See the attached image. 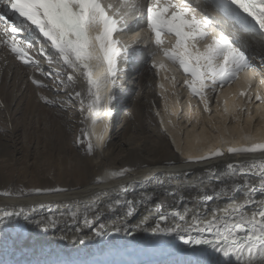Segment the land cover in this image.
Masks as SVG:
<instances>
[{"label":"snow or ice","instance_id":"1","mask_svg":"<svg viewBox=\"0 0 264 264\" xmlns=\"http://www.w3.org/2000/svg\"><path fill=\"white\" fill-rule=\"evenodd\" d=\"M142 14L147 29L154 37L155 46L164 58L178 65L186 77L184 84L190 93L203 102L209 111L207 92H215L234 83L242 72L255 67L254 52L249 51L239 38V33L249 34L258 42L261 51L260 65L264 66V0H0V47L24 65L39 69L42 57L52 66L62 61L70 69L66 81L56 71L57 92L78 79L86 81L88 98L85 116L84 94L67 91L69 99L58 101L42 96L47 105L68 111L66 104L72 98L79 100L84 124L78 143L85 145L89 156L103 153L104 141L111 116L112 89L117 86L120 62L126 65L132 52L130 45L116 38L125 31L129 15ZM227 25V26H226ZM164 35H173L175 45L163 48ZM38 46V47H37ZM35 52V56L31 53ZM160 52L151 57V67L167 71L163 62L157 63ZM41 75H45L41 71ZM46 75L52 76V72ZM167 79V76L163 77ZM38 87H47L32 77ZM174 83V78H173ZM160 87L163 89L164 85ZM247 96V92H241ZM257 101L264 102L260 95ZM251 98H249V102ZM225 111H227V102ZM159 115V113H157ZM163 124V120H161ZM100 131H97V128ZM167 131V129H165ZM94 138V139H93ZM179 151V149H177ZM233 156L259 153V160L250 163L230 162L223 170L207 167L200 173L190 171L152 172L143 181L129 179L133 168L106 169L94 181L102 190L87 199L73 198L64 202L4 205L0 207V233L11 229L15 239H22L28 226L45 233L60 225H75L79 234L90 229L95 237L115 233L135 234V231L153 236L171 237L182 256L176 264H264V139L249 146L229 147ZM216 150L208 154L189 156L188 165L211 162L222 157ZM174 168L175 165H166ZM147 170V169H146ZM110 181H121L117 187H107ZM126 181V182H125ZM137 184L152 185V192L141 191L137 201L134 193ZM168 192L175 200L166 209L163 204L151 205L156 189ZM190 188L194 197L184 195ZM69 188L35 189L25 193L11 191L0 193L9 199L20 200L26 196H67ZM194 206H185L186 203ZM137 204L155 212L150 222L130 223L137 213ZM123 209L122 222L109 229L104 223L94 224L96 216L105 211ZM83 219V227L80 219ZM65 237L61 236V239ZM86 235L73 237V242L84 244ZM0 264H4L0 261Z\"/></svg>","mask_w":264,"mask_h":264},{"label":"bare ground","instance_id":"2","mask_svg":"<svg viewBox=\"0 0 264 264\" xmlns=\"http://www.w3.org/2000/svg\"><path fill=\"white\" fill-rule=\"evenodd\" d=\"M145 24V17L140 19V16H128L125 31L117 34L116 38L119 39V36L123 35L128 40L141 36L144 42L141 48L148 50L149 57L150 55L152 57L154 52H160L157 63L163 62L167 71L158 75L157 70L151 67V62L143 64L145 54L140 56L137 54L138 61L133 64L132 71L128 74L123 73L121 80L118 76L117 86L112 89L114 98L110 104L111 116L104 151L97 152L95 157L89 156L85 151V145L78 143L81 128L91 127L90 121L80 123L83 117L79 111V100L73 97L71 103L66 104L68 111L65 112L58 106L45 104L41 99L44 96L67 101L69 99L67 91H80L86 101L84 115L87 116L86 81L78 79L69 84L67 89L61 87L57 92L56 85L59 81L54 78L56 71L61 72V78L65 81L67 74L71 73L70 69L62 66V61L50 66L46 59L37 57L41 59V64L39 69L34 70L0 47V193L7 191L18 193L21 189L25 193H30L35 189L55 187L73 190L67 196L31 195L20 200L0 195V207L41 202L55 204L73 198L87 199L92 193L102 190L93 184L97 178L104 175L106 169L133 168L135 171L130 174L129 179L139 182L149 175L148 170L200 173L207 167L223 170L230 162L250 163L253 158L259 160V153L233 156L227 151L230 146H249L264 139V102L255 99L256 95L264 99V66L260 67L254 63L260 61V55L257 54L261 51L259 43L253 38L251 40L249 34L240 32L241 42L250 52L255 49L253 53L255 67L242 72L234 83L224 88L218 87L220 95L213 101V107L212 101L208 99L209 97L212 100V94L210 95L208 91L207 99L211 109L205 111L203 102L193 96L186 86L185 94L181 91V87L177 85L179 82L177 71L181 74L183 72L178 65L174 67L163 57L161 49L153 48L156 47L154 37L152 38L153 35ZM162 39L166 41L163 48L170 49L175 45L173 35L171 37L164 35ZM31 54L36 55L35 52ZM122 65L124 62L120 63V70L124 67ZM135 69L137 73L134 72ZM41 71L45 75H41ZM49 72H52V76L46 75ZM119 73L120 71L118 75ZM183 75L184 79H190ZM164 76H167V79H164ZM32 77L41 80L47 87L33 84ZM122 80H124L122 84L127 85L129 90L117 93ZM161 84L164 85L163 89L160 87ZM132 90L133 97L130 96ZM241 92H247L248 95L241 96ZM122 105L125 106L123 111L119 109ZM250 105L251 109L247 111L244 123L239 126L236 117L244 106L248 108ZM211 111L215 114H210ZM229 116L232 119L229 118L227 121ZM251 117H255L256 130L245 132L251 129L249 124ZM211 118L216 120L213 122L214 126L218 123L216 125L218 131L216 134L213 133L214 135L209 128ZM228 123L230 125H227ZM97 131H100L99 127ZM211 135L214 137L211 138ZM216 150L223 151L224 155L202 164L186 163L190 155L197 157ZM166 165L175 167L170 169ZM120 183L121 181H110L107 187H117ZM152 190V185L144 184L141 188L137 184L136 193L133 195L139 201L141 191ZM184 195L194 197L196 193L186 188ZM149 203L157 206L163 204L167 209L175 200L168 192L157 188ZM185 206L192 207L194 202L191 205L186 203ZM120 211L123 214L122 208L105 211L92 222L97 225L104 223L111 230L113 226H118L122 222ZM154 217V209L150 213L137 204V213L130 218V223L134 227L144 218L151 222ZM79 223L83 227L82 218ZM29 227L30 234L27 235L25 231L22 239L9 236L7 231L0 233V261L4 264H45L70 258H88L109 248L137 244L153 236L151 233L137 230L135 234L110 231L108 235L95 237L87 227L78 234L75 225L63 224L48 233L35 226ZM77 235H86V242L84 244L73 242V237ZM61 236L65 238L61 239ZM51 242L53 247L49 249L48 245ZM180 259L181 255L154 264H176Z\"/></svg>","mask_w":264,"mask_h":264},{"label":"rangeland","instance_id":"3","mask_svg":"<svg viewBox=\"0 0 264 264\" xmlns=\"http://www.w3.org/2000/svg\"><path fill=\"white\" fill-rule=\"evenodd\" d=\"M143 16L142 14H137V15H135L136 17H139V16ZM130 16H133V15H129V17ZM128 18V17H127ZM142 31H146V30H142ZM147 33V32H146ZM239 35H241L240 33H239ZM165 36H170L171 37V35H165ZM249 37H251V36H249ZM152 38H153V36H152ZM149 39V38H148ZM119 40H121V41H123L124 43H126V44H128V45H130V48H129V51L130 52H132L133 54H134V52H135V54L134 55H132L131 56V58H130V60H129V62L127 63V65H122V66H124V67H122L121 68V70H120V73H119V79L121 80V78L124 76V74L123 73H127L128 74V72H130V71H132V67H133V64H135V62L136 61H138V59H137V57H136V55L137 54H139V56L140 55H143V54H145L144 55V60H143V64H147L148 62H151L150 61V59H151V55H150V57H149V53H148V50H143V48H141L143 45H144V42H143V39L141 38V36H139V37H136V38H134V39H128L127 40V38L126 37H124L123 35H120L119 36ZM150 40V39H149ZM154 40V39H153ZM251 40H252V37H251ZM166 42V41H165ZM155 43V42H154ZM154 48V47H153ZM251 48H252V46H251ZM147 57V58H146ZM149 57V58H148ZM121 62H123V60H121ZM120 62V63H121ZM254 63L256 64V65H258V66H260V67H263V66H261L260 65V61H254ZM174 67H177V65H174ZM136 68L138 69L139 67H138V65H136ZM137 69H135V71L134 72H136L137 73ZM127 70V71H126ZM177 71V70H176ZM136 73H134V74H136ZM177 73H179L178 74V78H179V82L177 83V85L179 84V86L181 87V91L183 92L184 90H185V84H184V81H185V79H184V73H180V72H178L177 71ZM123 74V75H122ZM123 81L124 80H122L121 82H120V85H121V87H119L118 88V90H117V93H119V92H121V91H123V92H127V90H129L128 88H127V85H123L122 83H123ZM224 88V87H223ZM218 87H217V89H216V91L215 92H213V91H210V95L212 96V100H210V98L208 97V99H209V101H212V104H211V106L213 105L214 106V104H213V101H215V99H216V97H218L220 94H219V92H218ZM156 92H157V90H156ZM180 93V92H179ZM183 94V93H182ZM184 94H185V91H184ZM184 94H183V98H184ZM130 96L131 97H133L134 96V90H132L131 91V93H130ZM181 97V96H180ZM243 98V97H242ZM211 106H209V109H211ZM212 106V107H213ZM124 108H125V106L124 105H122L119 109H121V111H123L124 110ZM249 109H251V105L248 107V108H246L245 106L243 107V109H241V111L239 112V115L236 117V119L237 120H239V126L242 124V123H244V120L243 119H245V117L247 116V111L249 110ZM119 111V110H118ZM210 114L211 113H214V112H209ZM215 114V113H214ZM219 114V113H218ZM216 116V115H215ZM229 118H231V116H229L228 118H227V121L228 120H230ZM215 119H216V117H215ZM232 119V118H231ZM211 120V123H210V126H209V128H210V130H211V133H212V135H214V134H216V132L218 131V129H217V126L216 125H218V123H216L215 124V126H214V123L213 122H216V120H218V119H216V120H212V118L210 119ZM227 121L225 122V123H227ZM256 121H255V117H251V119H250V122H249V124H250V131H245V132H251V131H254V130H256V127H255V123ZM227 125H230L229 123L227 124ZM161 126V125H160ZM212 128V129H211ZM254 129V130H253ZM214 133V134H213ZM166 134H168L167 132H166ZM211 135V138L212 137H214V136H212ZM232 136V135H231ZM234 136V135H233ZM169 139V138H168ZM169 141H170V139H169ZM174 148V150L176 151V148L175 147H173ZM151 190V189H150ZM122 216H123V214H122V211H120V220H122ZM25 231H27V235L28 234H30V232H31V230H30V227L28 226L27 228H26V230ZM7 234L9 235V236H11V237H13V236H15V233H13V232H11V229H9L8 231H7ZM53 247V243L51 242L49 245H48V248L49 249H51Z\"/></svg>","mask_w":264,"mask_h":264}]
</instances>
